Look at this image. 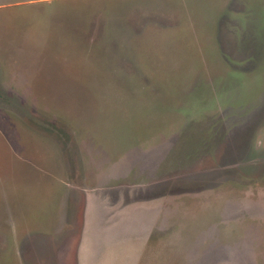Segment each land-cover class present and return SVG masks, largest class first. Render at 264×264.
Segmentation results:
<instances>
[{
  "label": "rangeland",
  "instance_id": "rangeland-1",
  "mask_svg": "<svg viewBox=\"0 0 264 264\" xmlns=\"http://www.w3.org/2000/svg\"><path fill=\"white\" fill-rule=\"evenodd\" d=\"M0 264H264V0H0Z\"/></svg>",
  "mask_w": 264,
  "mask_h": 264
}]
</instances>
